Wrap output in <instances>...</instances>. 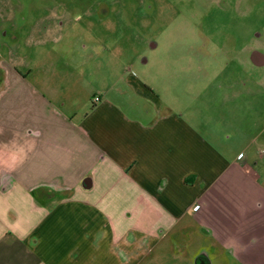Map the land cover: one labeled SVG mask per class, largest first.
Masks as SVG:
<instances>
[{"label": "crops", "instance_id": "obj_1", "mask_svg": "<svg viewBox=\"0 0 264 264\" xmlns=\"http://www.w3.org/2000/svg\"><path fill=\"white\" fill-rule=\"evenodd\" d=\"M10 3L0 0V17H11ZM44 8L33 44L44 58L62 56L52 44L64 42L69 1ZM0 27V264L264 260V147L258 158L252 144L232 152L190 109L158 104L131 72L98 92L91 66L90 101L69 104L59 93L84 76L80 64L21 68V55L2 56L14 52L16 29Z\"/></svg>", "mask_w": 264, "mask_h": 264}, {"label": "rangeland", "instance_id": "obj_2", "mask_svg": "<svg viewBox=\"0 0 264 264\" xmlns=\"http://www.w3.org/2000/svg\"><path fill=\"white\" fill-rule=\"evenodd\" d=\"M46 1L9 4L14 12L0 17V26L15 28L19 40L14 52L5 47L2 56L9 60L10 54L21 55V68L41 60L51 67L59 59L80 64L88 84L81 87L84 76L78 75L80 81H70L60 91L69 104L90 101L96 81L91 66L97 68L98 92L131 72L158 96V104L190 109L194 121L213 128L232 152L239 154L252 144L256 156L264 147V64L252 60L254 50L264 55V0H68L72 19L66 23L64 42L52 44L63 47V55L44 58L46 48L33 44L31 34ZM74 73L65 76L76 79ZM119 86L135 102H144L131 86ZM193 243L196 251L206 246ZM208 247L216 255L222 252L217 244ZM224 264L241 263L231 259Z\"/></svg>", "mask_w": 264, "mask_h": 264}, {"label": "flooded vegetation", "instance_id": "obj_3", "mask_svg": "<svg viewBox=\"0 0 264 264\" xmlns=\"http://www.w3.org/2000/svg\"><path fill=\"white\" fill-rule=\"evenodd\" d=\"M252 60L256 65L264 64V55L261 54L258 50L253 51Z\"/></svg>", "mask_w": 264, "mask_h": 264}, {"label": "built area", "instance_id": "obj_4", "mask_svg": "<svg viewBox=\"0 0 264 264\" xmlns=\"http://www.w3.org/2000/svg\"><path fill=\"white\" fill-rule=\"evenodd\" d=\"M96 100H100V98L99 97H96ZM261 151L264 152V149H261ZM243 157H245V154H242L241 155V158H243Z\"/></svg>", "mask_w": 264, "mask_h": 264}]
</instances>
